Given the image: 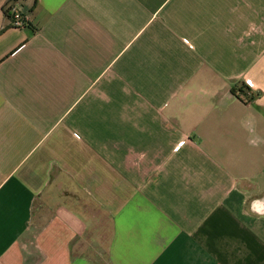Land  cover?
Masks as SVG:
<instances>
[{
    "label": "crops",
    "instance_id": "0c3cea01",
    "mask_svg": "<svg viewBox=\"0 0 264 264\" xmlns=\"http://www.w3.org/2000/svg\"><path fill=\"white\" fill-rule=\"evenodd\" d=\"M0 264H264V0H0Z\"/></svg>",
    "mask_w": 264,
    "mask_h": 264
},
{
    "label": "built area",
    "instance_id": "2783aa9c",
    "mask_svg": "<svg viewBox=\"0 0 264 264\" xmlns=\"http://www.w3.org/2000/svg\"><path fill=\"white\" fill-rule=\"evenodd\" d=\"M9 13L12 18V25L14 28H24L28 26L30 18L27 13H23L19 5H10Z\"/></svg>",
    "mask_w": 264,
    "mask_h": 264
},
{
    "label": "trees",
    "instance_id": "16d2710c",
    "mask_svg": "<svg viewBox=\"0 0 264 264\" xmlns=\"http://www.w3.org/2000/svg\"><path fill=\"white\" fill-rule=\"evenodd\" d=\"M231 92L244 102H250L254 97L253 93L250 92V89L244 84L233 86Z\"/></svg>",
    "mask_w": 264,
    "mask_h": 264
}]
</instances>
